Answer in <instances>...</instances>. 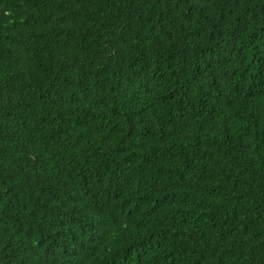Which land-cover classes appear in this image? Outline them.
I'll use <instances>...</instances> for the list:
<instances>
[{"label": "trees", "instance_id": "obj_1", "mask_svg": "<svg viewBox=\"0 0 264 264\" xmlns=\"http://www.w3.org/2000/svg\"><path fill=\"white\" fill-rule=\"evenodd\" d=\"M0 264H264V0H0Z\"/></svg>", "mask_w": 264, "mask_h": 264}]
</instances>
